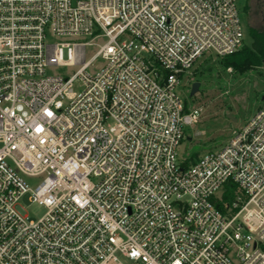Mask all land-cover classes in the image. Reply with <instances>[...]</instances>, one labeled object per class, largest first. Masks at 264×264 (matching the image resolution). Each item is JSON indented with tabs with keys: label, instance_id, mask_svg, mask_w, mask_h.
<instances>
[{
	"label": "built area",
	"instance_id": "2783aa9c",
	"mask_svg": "<svg viewBox=\"0 0 264 264\" xmlns=\"http://www.w3.org/2000/svg\"><path fill=\"white\" fill-rule=\"evenodd\" d=\"M245 37L237 0H0V264H264V105L179 157L200 112L178 86Z\"/></svg>",
	"mask_w": 264,
	"mask_h": 264
},
{
	"label": "rangeland",
	"instance_id": "374dc122",
	"mask_svg": "<svg viewBox=\"0 0 264 264\" xmlns=\"http://www.w3.org/2000/svg\"><path fill=\"white\" fill-rule=\"evenodd\" d=\"M237 3L246 32L245 45L250 47L252 38L249 28L264 32V0H237ZM78 41H89V38H80ZM105 43L106 39L99 38L93 42V46H88L86 60H90ZM102 64L101 60L94 62L88 73H94ZM80 68L53 66L47 68V74L72 77ZM190 73L178 86L177 94L188 109L198 110L200 117L196 125L186 129L185 138L179 147L181 159L203 157L221 150L233 133L240 130L264 105V63L260 67L236 71L225 68L221 59L205 56ZM196 83L199 84V90L191 96ZM74 91H81L80 84H75ZM44 178L26 179V182L34 190ZM29 198L30 193L23 197L20 205L26 212L27 220L37 222L45 216L47 208Z\"/></svg>",
	"mask_w": 264,
	"mask_h": 264
},
{
	"label": "trees",
	"instance_id": "16d2710c",
	"mask_svg": "<svg viewBox=\"0 0 264 264\" xmlns=\"http://www.w3.org/2000/svg\"><path fill=\"white\" fill-rule=\"evenodd\" d=\"M249 33L252 38L250 47L244 46L237 53L221 59L225 68H232L236 71L248 69L251 67H260L264 63V32L255 28H249ZM198 156L190 158L189 162H194ZM235 188L229 184L223 196V203L219 202L217 207L221 211H225V206L231 204L235 197Z\"/></svg>",
	"mask_w": 264,
	"mask_h": 264
},
{
	"label": "water",
	"instance_id": "95a60500",
	"mask_svg": "<svg viewBox=\"0 0 264 264\" xmlns=\"http://www.w3.org/2000/svg\"><path fill=\"white\" fill-rule=\"evenodd\" d=\"M199 90V84H194L191 91V96L195 95ZM229 118H232V115H229ZM190 141L193 140V138H189Z\"/></svg>",
	"mask_w": 264,
	"mask_h": 264
}]
</instances>
